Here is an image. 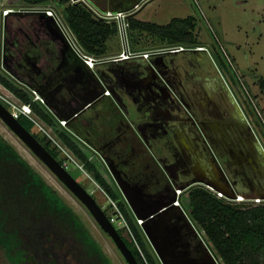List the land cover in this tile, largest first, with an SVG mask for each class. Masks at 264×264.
I'll return each instance as SVG.
<instances>
[{
  "label": "flooded vegetation",
  "instance_id": "obj_1",
  "mask_svg": "<svg viewBox=\"0 0 264 264\" xmlns=\"http://www.w3.org/2000/svg\"><path fill=\"white\" fill-rule=\"evenodd\" d=\"M87 1L99 10L106 5L103 0ZM27 14L28 20L18 27L7 25L6 64L29 84L61 79L56 106L80 107L106 86L71 122L79 134L68 124L67 130L91 153L122 197L109 164L121 178L140 186L149 204L169 200L173 183L181 186L194 179L221 185L232 180L240 194L254 191L251 183L264 176V158L253 134L263 148L264 143L208 48L188 47L155 56L156 68L141 58L96 63L99 77L69 43L71 49H65L58 40L59 46L46 39L50 31L39 27L48 25L42 15ZM199 186L204 185L194 184L182 197ZM174 215L182 229L178 243L195 247L198 239L190 222L178 210Z\"/></svg>",
  "mask_w": 264,
  "mask_h": 264
},
{
  "label": "trees",
  "instance_id": "obj_2",
  "mask_svg": "<svg viewBox=\"0 0 264 264\" xmlns=\"http://www.w3.org/2000/svg\"><path fill=\"white\" fill-rule=\"evenodd\" d=\"M23 1L32 5L52 4L76 35L79 44L91 54H107L109 48L106 42L119 32L116 21L99 17L91 7L81 2ZM139 1L119 3L112 10H128ZM134 14L129 15L132 16L130 28L133 31H151L169 46H200L194 16L176 17L167 24L159 25L139 21L133 18ZM137 39L131 47L134 51H141L137 49ZM215 57L222 64L219 56ZM0 83L21 101L31 104L34 114L58 132L59 138L84 165V169L92 173L105 192L117 201V191L98 164L90 158L82 144L59 124L50 110L40 102L33 101L20 82L12 80L1 70ZM31 85L36 87L35 84ZM19 120L64 163L65 159L60 156L61 152L53 141L47 135L33 131L36 123L32 118L22 114ZM182 205L197 228L205 232L206 242L222 264H264V203H229L199 186L189 191L187 199L182 198ZM125 214L132 224L128 213ZM123 237L139 264H145L137 247ZM142 247L150 263L158 264L153 255ZM0 249L10 264H113L81 216L1 133Z\"/></svg>",
  "mask_w": 264,
  "mask_h": 264
},
{
  "label": "rangeland",
  "instance_id": "obj_3",
  "mask_svg": "<svg viewBox=\"0 0 264 264\" xmlns=\"http://www.w3.org/2000/svg\"><path fill=\"white\" fill-rule=\"evenodd\" d=\"M5 2L7 3L8 0H5ZM124 2L126 0H103V4L108 6ZM16 5L14 8L21 7L19 3ZM1 15H3V11L2 14L0 11V69L4 70L2 69V46L4 44H2V35L5 20L4 15L2 17ZM188 16H194L197 21L196 33L200 41L198 47H206L214 57L219 56L222 61V64H220L222 70L231 80L235 92L247 109L255 129L264 143V0H148L141 9L135 12L133 18L163 25L169 23L173 18ZM16 17L18 18V16ZM131 17L127 18L129 23V26H127L128 42L131 49H133L131 45L134 44V40L137 38L139 41L137 49L141 51L169 46L167 43L160 41L158 35L151 31L131 30ZM9 19L11 20V17ZM8 24L11 26V21ZM106 45L109 48L107 52L109 55L124 50L125 45L120 31L111 36ZM12 79L17 81L13 77ZM41 121L50 127L45 121ZM33 131L39 135H45L37 124L33 127ZM0 133L16 147L20 154L44 176L46 181L81 216L112 263L128 264L114 240L102 229L87 206L1 118ZM52 133L59 137L55 129H52ZM88 153L91 156V153ZM60 156L66 158L62 152ZM68 169L94 195L103 208L107 206L108 213L113 211L112 207L108 208L110 199L107 193L97 183L92 173L82 169L71 160ZM117 195L119 206L132 219L131 227L139 242L153 255L157 263L161 264L144 232L136 225L135 217L127 202L118 191ZM187 196L188 192L183 195V200L187 199ZM122 234L124 235V231H122ZM0 264H10L1 249Z\"/></svg>",
  "mask_w": 264,
  "mask_h": 264
},
{
  "label": "water",
  "instance_id": "obj_4",
  "mask_svg": "<svg viewBox=\"0 0 264 264\" xmlns=\"http://www.w3.org/2000/svg\"><path fill=\"white\" fill-rule=\"evenodd\" d=\"M15 12V11H11ZM16 13H32V12H16ZM42 17H45L48 21L49 31L53 34V39L58 40L59 44H62L65 49H71L66 41L61 30L56 26L54 18L46 15L45 12H40ZM49 19V20H48ZM203 48H197L196 51H202ZM172 51H164L159 55H153L147 61L152 67L156 68L157 64L153 57L161 56L165 53H171ZM8 55L6 45H3V69L18 82L32 87L26 80H22L18 73L11 69L5 62V58ZM79 58V57H78ZM139 58H142L139 57ZM82 60L81 58H79ZM126 60V59H125ZM83 61V60H82ZM124 60H109L102 64L111 62H120ZM95 76H99V71L95 68L91 70ZM62 80L58 77L49 78L47 81L35 85L38 93L44 98L45 106L50 112L58 119L68 120L69 130L75 134H79L76 130L77 127L71 125V122L76 119L77 114L88 105L94 98L104 93L105 85L100 89L99 93L94 98L88 99L80 107H69L67 103L56 106L54 99L56 97V89ZM0 118L6 123V125L50 168V170L87 206L92 215L95 217L102 229L114 240L117 247L127 260L128 264H139L136 255L129 247L126 240L116 226L109 219L106 210L100 205L94 195L69 171V169L60 162L47 148L46 146L34 135V133L28 130L11 112V110L0 100ZM250 129H252L250 127ZM256 145L261 155L264 158V148L261 142L255 135ZM110 170L117 180V184L123 194L124 199L130 206L133 214L143 219L142 229L151 243L155 253L160 259L162 264H222L221 260L213 253L212 249L202 236L198 228H196L191 221L185 208L181 205L175 204L177 200V189L188 190L196 183H202L212 186L215 190L222 191L226 196L230 198H236L239 191H237L236 185L232 180H228L225 185H221L216 181L194 179L186 182L183 185H176L173 183V194L171 198L164 202H157L156 204H149L142 196L141 187L138 185H131L129 182L120 177L118 172L116 173L114 167L109 164ZM254 191L249 194H244L246 198L262 197L264 198V176L254 183H251V187ZM134 190L136 194L131 192ZM180 211L181 215L190 222L195 235L198 239V243L195 247L189 246V244H180L178 239L182 234L181 227L175 223L174 211Z\"/></svg>",
  "mask_w": 264,
  "mask_h": 264
},
{
  "label": "built area",
  "instance_id": "obj_5",
  "mask_svg": "<svg viewBox=\"0 0 264 264\" xmlns=\"http://www.w3.org/2000/svg\"><path fill=\"white\" fill-rule=\"evenodd\" d=\"M148 0H140L138 3H136L132 8L128 10H119V11H113V10H99L96 7L90 6L87 0H71V3H78L81 2L83 4L89 5L94 12L101 18H104L108 21H116L118 24V28L120 31V34L122 35V39L125 45V49L122 50L119 53H116L114 55L109 56H103V55H95L88 53L83 49V47L79 44L76 35L73 33V31L68 27V25L65 23L63 17L51 6H45V5H29V6H21L18 8H6L3 10V15H7L11 11L15 12H32L35 14H40V12H45L46 15L52 16L54 18L56 26L61 30L63 33L66 41L70 44V46L76 51V53L85 61V63L90 67L94 68L96 63H104L105 61L109 60H125V59H131V58H139L143 57L146 59H149L153 55H159V53H162L164 51H181L188 47L184 45H174V46H167L164 48H156V49H150L146 51H134L130 48L129 42H128V32H127V26H129V23L127 21V18L132 13H135L141 7L146 3ZM197 48H206V47H197ZM22 84V83H21ZM23 87L29 91L31 96L33 97V101H38L41 104L45 105L44 98L38 93L35 87H29L28 85L23 84ZM106 93H110L109 91H106ZM0 100L11 110V112L19 118L20 115H26L30 118H32L37 126L41 129V131L47 135L53 143L57 146L58 150L60 152L64 153L66 158L64 161V165L66 167L69 166V161H74L76 164H78L82 169H84V165L79 161V159L75 156V154L70 150V148L56 135L52 133V129L48 127L44 122L38 119V117L34 114L32 106L30 103H25L21 101L13 92L10 90H1L0 89ZM56 118V117H55ZM59 124L67 129L68 120L66 119H58L56 118ZM207 190H209L211 193L216 195L218 198H221L229 203H235V204H243V203H250V204H263L264 198L262 197H255V198H246L242 194H238L236 198H230L226 196L222 191L215 190L210 185L203 186ZM177 200L175 201V204L182 205V189H177ZM108 195V194H107ZM110 199V205L108 208L112 207L113 211L110 213L107 212V206H104V209L107 212V215L111 222L116 226V228L119 231H124V235L137 247L139 250L144 263L145 264H151L148 260L143 247L141 243L139 242L136 234L134 233L131 224L125 214V212L121 209L118 202L112 199L108 195ZM126 201V200H125ZM128 204V203H127ZM129 206V205H128ZM130 208V206H129ZM131 210V208H130ZM132 212V210H131ZM133 214V212H132ZM134 215V214H133ZM136 224L142 229L143 219L138 218L134 215ZM143 231V229H142ZM200 231V230H199ZM144 232V231H143ZM202 236L204 237L205 232L200 231ZM145 234V233H144ZM146 236V235H145ZM147 238V236H146ZM205 239V238H204ZM148 240V238H147ZM149 242V240H148ZM151 245V243L149 242ZM152 246V245H151ZM153 248V247H152ZM157 256V254H156ZM158 258V256H157ZM160 261V259L158 258ZM161 263V261H160ZM162 264V263H161Z\"/></svg>",
  "mask_w": 264,
  "mask_h": 264
},
{
  "label": "crops",
  "instance_id": "obj_6",
  "mask_svg": "<svg viewBox=\"0 0 264 264\" xmlns=\"http://www.w3.org/2000/svg\"><path fill=\"white\" fill-rule=\"evenodd\" d=\"M17 3L20 4V6H29V5H32V4H29L23 0H8V2L6 3L5 0H1L0 1V11H1V14H2V11L6 8H14L16 7ZM42 5V4H41ZM52 4H46L45 6H51ZM52 7V6H51ZM103 8L106 9V10H112V7L110 6H107V5H103ZM13 15V16H12ZM3 15H1L2 17ZM18 16V18L16 17ZM25 16H29V14H23V13H16V12H9L6 16L4 15V20H5V25H4V31H3V35H2V44L4 43V41L6 40L7 38V25L8 23L11 21L12 23V27L13 28H16L18 27L19 25H21L24 21L28 20L27 18L28 17H25ZM41 16V15H40ZM11 17V20L9 19ZM44 18V20L46 19L45 17H42ZM49 20V19H48ZM47 21V19H46ZM43 24V25H42ZM39 27H42V26H45L47 27L48 30H50L48 28V25H44V23H42ZM46 24H49L48 21ZM51 32H49V35L46 37V39L48 40H51L52 42L54 41V44L56 43L54 39L51 38L50 36ZM6 43V42H5ZM4 45V44H3ZM57 46H59L57 43H56ZM55 45V46H56ZM9 46L14 49V45L11 43H9ZM117 53V52H116ZM115 53V54H116ZM103 56H109V54H102ZM113 55V54H111ZM2 57H3V46H2ZM143 61H147L148 59L146 58H141ZM2 63H3V59H2ZM3 69V68H2ZM1 70V69H0ZM3 73H5L9 78L12 79V77L5 71V70H1ZM13 80V79H12ZM31 83V82H30ZM32 84V83H31ZM0 88L3 89V90H9L8 88H6L2 83H0Z\"/></svg>",
  "mask_w": 264,
  "mask_h": 264
}]
</instances>
